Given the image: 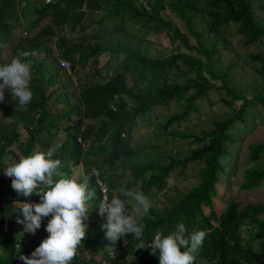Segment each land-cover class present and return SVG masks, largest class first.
Masks as SVG:
<instances>
[{
  "label": "trees",
  "instance_id": "obj_1",
  "mask_svg": "<svg viewBox=\"0 0 264 264\" xmlns=\"http://www.w3.org/2000/svg\"><path fill=\"white\" fill-rule=\"evenodd\" d=\"M16 1L0 0V65L6 63L3 49L14 35L13 24L16 26L19 21ZM199 2L33 0L32 10L35 15L27 28L33 29L47 15L52 24H44L31 35L20 38L12 48L11 59L18 51L34 53L29 57L35 72L30 82L33 92L31 102L20 105L18 100L12 99L8 90H5L4 101H0L1 111L13 117L11 121L0 117V244L4 253L0 255V264H24L19 256H31L50 235L46 226L51 214L41 220L40 228L27 239H24L23 234L13 237L12 231L17 224L16 207L20 202L40 203L41 196L37 193L30 197L18 194L11 187L12 178L4 173L6 164L18 162L22 156L46 151L57 145L59 147L54 158L61 161L60 170L71 177L73 167L82 163L86 171L90 172L89 187L95 189V198L89 202V224L85 237L69 264H103L104 260V264H159V250L153 254L150 248L136 249L138 241L132 234L118 239L114 244L106 238L105 230L101 227L106 222V215H99L98 206L102 197L96 176L92 173L93 168H98L102 172L100 177L105 181L108 179L110 185L116 187L117 180V183H113L114 180L110 179L112 170L117 165L125 166L132 178L123 188H130L131 183L139 180L136 189L152 196L168 187V178L176 167L183 171L191 162L201 164L197 173L198 181L181 196L168 199L162 206L151 207L146 215L138 218L144 225L142 238L145 247L151 243L157 231L168 234L177 223L183 222L189 234L199 230L206 232L195 259L208 261L209 264H264V201L239 206L238 201L226 197L221 207L216 206L217 184L221 173L225 171L221 158L227 151L226 144L234 141L231 129L236 121L244 120V112L254 100L264 105V96L258 94L249 98L231 85L229 68L216 71L211 64L212 55L217 50L216 44L205 48L201 43H191L187 32L173 19L166 17L164 9L168 7L177 13L188 31L197 38L199 33L193 24L197 13L207 19L209 32H220L222 26L229 22L235 23L244 44H251L264 37V24L254 19L251 0ZM95 9L102 11L96 22L108 31L124 30L127 22L153 31L166 30L177 39L179 46L184 45L199 55L181 49L167 55H147L121 43L117 38L112 42L110 57L93 73L97 74L98 79L92 77L93 80H88L85 76L79 77V81L76 79L79 86L72 93L70 106L63 111L52 112L47 106L52 92H46L45 84L55 85L57 76L65 68L54 58L51 42H54L58 50L57 56L67 59L69 66L74 69L79 61L78 49L84 37L82 32L89 26L82 21L87 10ZM66 23H69L70 31L78 29L80 33L68 37L65 32L58 33L53 27L61 28ZM90 50L97 51V44L90 45ZM38 52H42L43 56L36 59ZM252 56L264 60V55ZM182 64L193 73L184 76L183 80H177L174 70ZM128 78H131L134 87L129 86ZM211 89L225 91V96L220 97L225 105L231 106L233 100L241 101L233 112L214 117L199 133H191L193 139L199 142L198 146L181 158H170L165 163H159L154 158L141 162L126 161L141 148L138 146L134 149L131 141L139 115L156 105H166L171 99L183 101L182 109L166 118V127L197 110V100L206 97ZM56 100L63 103L67 98L56 97ZM87 118L92 121L85 122ZM19 121L24 126L23 141L20 140ZM60 131L64 137L60 141H52L51 137ZM263 152L264 142L248 143L247 156L253 163L242 170L240 188H255L262 183L264 166H257L256 162ZM6 155L9 156L7 160ZM111 198L108 197L109 200ZM16 243H20L19 247L15 246ZM110 250L115 252V256L108 260Z\"/></svg>",
  "mask_w": 264,
  "mask_h": 264
},
{
  "label": "rangeland",
  "instance_id": "obj_2",
  "mask_svg": "<svg viewBox=\"0 0 264 264\" xmlns=\"http://www.w3.org/2000/svg\"><path fill=\"white\" fill-rule=\"evenodd\" d=\"M28 1L30 3H28ZM47 1V0H44ZM137 2L144 0H136ZM201 4L202 0H199ZM254 19L264 24V0H251ZM33 0H17L15 2L16 9L19 13V21L16 26L13 24L14 35L3 49V57L5 62H9L12 57V48L16 45L17 41L26 36L31 35L34 30L43 26L44 24H52L50 16H44L37 22L33 29H28L27 25L34 17L32 10ZM101 10H87L86 15L82 23H87L89 26L84 30L82 46L78 49L79 61L75 68H65L64 71L57 76V82L55 85L45 84L46 92H52L47 106L52 112H60L65 110L72 103V93L78 89L79 84L76 83V79L79 81V77H86L88 80L98 79L97 74H93L97 68L103 65V63L110 57V49L112 42L115 39H119L121 43L128 45L131 48L138 49L147 55H167L172 51L181 49L187 52H193L199 55L194 50L187 49L184 45H178L177 39L167 33L166 30L153 31L148 28H139L132 22H127L124 30H111L108 31L104 27L100 26L96 19L101 14ZM166 17H169L175 21L181 29L187 32L190 42L196 45L200 43L205 48H210L212 44H216V52L212 55L211 64L216 71H224L229 68V82L235 86L244 96L253 97L254 95L262 94L264 96V60L254 58L252 55H264V37L254 41L251 44H244L243 36L237 32L236 24L229 22L228 24L220 28V32H209L207 29V19L200 13H197L193 18L194 29L199 33V37L194 33L188 31L182 18L177 13L170 10L168 7L164 9ZM93 21L90 23V21ZM56 32L73 37L79 34L80 30H69V23H66L61 28L59 26H53ZM26 30L27 33L23 31ZM79 42V41H77ZM97 44L98 50L91 52L90 45ZM53 48L54 58L57 61V52L54 42H51ZM43 56L42 52L36 53V59ZM203 58V55H201ZM48 62V60H47ZM38 63H36V66ZM48 67L50 65L47 64ZM52 68V67H50ZM175 77L177 80H183L184 76L190 75L191 72L185 64H182L175 70ZM48 72L46 71V74ZM93 74V75H92ZM35 75L32 67V77ZM130 87H134L131 78H128ZM57 86V87H56ZM225 96L224 90L211 89L208 95L202 99H198V109L191 111V113L181 119L179 122H171L168 126L164 127V122L168 116L172 113L180 111L183 107V101L178 99H171L166 105H156L151 110L147 111L143 115L138 116L137 125L133 130L132 147L135 149L140 146L133 156L127 158V162L146 161L150 158L158 159L159 163H165L170 158H181L189 153V151L199 145V142L193 139L191 133H199L200 129L210 124L214 117H220L228 113L233 112L238 108L241 100H233L232 105H225L220 101L221 96ZM56 97L67 98V101L60 102L56 100ZM0 109V117H5L7 121L13 120V117L4 114ZM245 118L243 121H236L231 129L233 142L226 144L227 151L222 155V162L225 167V171L221 173L220 182H218V192L216 199V206H222V202L226 197L239 202V206L249 203L264 201V179L262 183L255 188L243 189L239 187V183L242 179V170L245 167L250 166L253 162L248 159V143L256 142L257 140V116L262 117L264 115V105L258 100H254L247 106L246 112H244ZM259 117V118H260ZM92 121L91 119H85V122ZM19 130L21 131L20 140L25 139L24 126L21 121L18 122ZM42 133V131H40ZM181 133H190L188 136H184ZM64 137V134L60 131L56 135L51 137L54 142L60 141ZM86 142V141H85ZM142 149V150H141ZM8 155L5 159H8ZM257 166H264V152L257 160ZM201 164L191 162L188 166L181 171L179 167H176L168 178L169 185L162 192L149 196L151 200V207L162 206L168 199H175L181 196L188 188L198 181V169ZM98 169V168H97ZM71 177L82 179L84 176L89 177L90 172L86 171L82 163L77 164L72 169ZM99 170V169H98ZM110 179L114 180L110 185V182L105 181L109 187L107 197L113 196V194H119L120 189L127 185L128 181L132 178L128 169L117 165L112 170ZM116 174V175H114ZM117 180V182H115ZM139 185V180L130 184V189H136ZM121 199H126L121 197ZM135 202L131 201L128 205L130 209L134 208ZM217 206V207H218ZM16 219L12 235L17 237L23 234L24 239L31 236V232L25 231V225L19 223L18 220H23L22 210H18L16 207ZM143 215L142 210L136 213V218H140ZM89 224V221H87ZM2 247L0 244V255H3ZM193 264H209L208 261H200L195 259Z\"/></svg>",
  "mask_w": 264,
  "mask_h": 264
},
{
  "label": "clouds",
  "instance_id": "obj_3",
  "mask_svg": "<svg viewBox=\"0 0 264 264\" xmlns=\"http://www.w3.org/2000/svg\"><path fill=\"white\" fill-rule=\"evenodd\" d=\"M6 46V45H5ZM34 53L18 51L3 65H0V101L5 99V90L10 91L12 99L19 104L28 105L33 92L30 87ZM59 145L46 151H36L19 161L7 163L6 176L12 178L11 187L25 197L33 193L41 196L40 203L20 202L25 231L35 233L40 228L42 217L51 218L46 226L50 235L31 253L20 255L24 264H69L81 245L88 227L89 202L95 198V189L89 187V178L68 177L60 169L61 161L54 158ZM125 197L126 199H121ZM131 201L135 207H128ZM99 215L106 214V222L101 225L105 236L113 244L118 239L132 234L138 241L136 249L150 248L155 254L159 250V264H193L196 254L202 247L206 232H187L186 225L179 222L168 234L157 231L151 243L145 247L144 225L136 218L142 210L147 214L151 200L138 189L121 188L109 200L105 197L99 204Z\"/></svg>",
  "mask_w": 264,
  "mask_h": 264
},
{
  "label": "built area",
  "instance_id": "obj_4",
  "mask_svg": "<svg viewBox=\"0 0 264 264\" xmlns=\"http://www.w3.org/2000/svg\"><path fill=\"white\" fill-rule=\"evenodd\" d=\"M23 32L27 33L26 30H24ZM57 60H58V63L61 67H63V68L69 67V61L67 59H65L63 57H57ZM78 139L81 140V137H78ZM92 173L96 176V181L100 187V192H101V197H102L101 200H103L105 197H107L109 187H108L107 183L105 182V180L100 177V174L102 173L100 170H98L97 168H93ZM107 199H108V197H107ZM42 219H45V217H42ZM19 245H20V243L15 244L16 247H19ZM114 256H115V252L113 250H110L109 254H108V260L113 259ZM105 262H106V260L103 261V264Z\"/></svg>",
  "mask_w": 264,
  "mask_h": 264
},
{
  "label": "crops",
  "instance_id": "obj_5",
  "mask_svg": "<svg viewBox=\"0 0 264 264\" xmlns=\"http://www.w3.org/2000/svg\"><path fill=\"white\" fill-rule=\"evenodd\" d=\"M257 116V142H264V115ZM264 179V178H263ZM263 181V180H262Z\"/></svg>",
  "mask_w": 264,
  "mask_h": 264
}]
</instances>
